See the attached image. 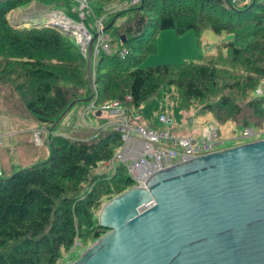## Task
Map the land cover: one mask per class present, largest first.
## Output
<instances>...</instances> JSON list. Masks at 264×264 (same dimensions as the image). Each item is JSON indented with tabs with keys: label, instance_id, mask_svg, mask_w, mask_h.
<instances>
[{
	"label": "trees",
	"instance_id": "trees-1",
	"mask_svg": "<svg viewBox=\"0 0 264 264\" xmlns=\"http://www.w3.org/2000/svg\"><path fill=\"white\" fill-rule=\"evenodd\" d=\"M61 1L70 7L76 0ZM87 1L90 12L98 13L90 17L92 25L106 7L124 0ZM30 2L0 0V80L15 79L16 89L31 92L26 107L40 122H47L88 87L86 57L72 35L40 23L28 25L36 16L26 17L22 23L8 20L11 9ZM140 4L106 19V25L112 23L106 32L120 45L108 54L101 52L96 61L93 85L97 106L120 98L149 119L157 108L155 96L167 86L178 88L190 103L212 95L219 83H226L220 82L223 75L231 76L237 70L242 79L230 83V89L245 86L255 90L259 85L264 75V0H253L243 8L232 0H142ZM128 13L133 16L128 21V17L122 19ZM124 20L128 22L125 25ZM247 22L262 28L245 47H237L233 41L222 42L228 50L226 57L216 53L181 63L140 66L146 55L156 51L159 30L173 29L181 35L210 28L219 34ZM91 31L95 32L94 28ZM122 36L126 37L124 42ZM122 48L127 50L124 56L120 55ZM128 95L131 100L125 101ZM247 103L256 117H264L262 97ZM207 107L217 119L222 110L232 120L242 111L238 101L229 96ZM248 124L252 123L244 120L238 128L256 126ZM121 144V133L115 129L88 140L56 135L47 159L0 177V264H54L61 249L71 247L77 239L89 235L98 239L103 228L96 224L97 204L104 194L119 192L133 182L126 166L117 163L111 179L97 176L91 180L90 189L82 188L89 180V170L112 159Z\"/></svg>",
	"mask_w": 264,
	"mask_h": 264
},
{
	"label": "water",
	"instance_id": "water-1",
	"mask_svg": "<svg viewBox=\"0 0 264 264\" xmlns=\"http://www.w3.org/2000/svg\"><path fill=\"white\" fill-rule=\"evenodd\" d=\"M97 225L107 231L70 264H264V138L156 171L104 203Z\"/></svg>",
	"mask_w": 264,
	"mask_h": 264
},
{
	"label": "rangeland",
	"instance_id": "rangeland-1",
	"mask_svg": "<svg viewBox=\"0 0 264 264\" xmlns=\"http://www.w3.org/2000/svg\"><path fill=\"white\" fill-rule=\"evenodd\" d=\"M252 1L253 0H237L235 6L238 5L243 8L245 5L251 4ZM88 2L89 1H87L86 7L83 10V17L81 16L82 12L78 10L76 1L75 3L72 2L70 7H67L61 0H32L29 4L16 6L11 9L7 14V18L13 23L17 19L21 20L22 23L26 17L28 18L33 15L36 16V20L28 23V25L33 23L43 24L49 21L47 13L49 11L52 13L56 11L58 16H68L69 14V16L72 15L76 17L71 19L75 21V23H83L84 29L88 32L90 31L92 36L97 33L96 27L99 22V27L101 28L99 32L104 30L102 41L107 44L110 51H112V49L117 48L120 44L116 41L112 42L113 37L110 36L109 32H106L105 28L112 24L109 23L106 25V19H109L110 14L137 6H130L125 3L121 4L123 1L112 3L105 8L101 16L94 19V23L91 25L92 19L90 17L98 13L92 11V14L90 12ZM139 6H141V4ZM88 13L89 17H87ZM132 16L133 14L128 13L124 15L122 19L128 17V19H126V21H128ZM127 23L128 22L124 23V25ZM92 28H94L95 32L91 31ZM261 28L262 26H257L254 22H247L238 25L231 32L223 31L219 34L213 32L210 28L202 29L199 34L190 30L181 35L176 34L173 29L159 30L155 36L156 51L146 55L142 59L140 66L162 63H181L192 58L216 53H220L222 56L226 57L228 56V50L222 45V42L233 41L235 46L245 47L251 41L252 35L261 30ZM95 41L96 39L94 43ZM109 41H111V43ZM94 53L95 48L94 52L92 49V77H94L96 61L100 56L99 54V56L95 57ZM83 55L86 57V54ZM225 62L229 65L231 64L229 60ZM232 67L235 69L243 68V66L239 67L237 65H232ZM240 79H242L240 70L233 72L231 76L229 73H226L220 80V82L226 83H219L218 86L215 87V90H212V95L206 96L203 100L192 101L190 103L183 98L178 88L167 86L155 96L157 108L154 109L151 118L148 119L144 117L142 113L136 111L128 103L124 104V107L127 109L124 113V117L132 124L142 125L148 129L162 130L176 136L198 135L204 125H215L219 132V139L221 141L219 147L221 148H228L239 143H246L251 140L264 138V133L244 137L242 136L241 128H238V125L241 123L243 124L244 120H248L253 125H256L252 127L257 131L259 128L263 127L262 121L264 119L262 116L256 117L250 104L248 105L247 103L251 99L258 98V96H254V88L242 86L230 89V83H235V81ZM14 80L11 79L7 81L5 78L0 80V177L6 178L14 172L43 162L50 155V142L52 137L56 135H62L70 139L88 140L107 129L116 130L117 128H114V126L121 125L123 121L122 115L114 114L110 110L100 109L101 105L108 104L111 100L96 107L94 85H90L87 76L88 87L85 86L79 91V98L74 99L69 108L67 106L55 119H50L47 122H40L35 114L26 107V103L30 99V96H32V93L28 91L21 92L16 89L15 85L17 81ZM223 96L232 97L242 106L241 114L238 116L236 115L234 120H232L230 115L227 117L223 110L219 111V119H217L211 111H208L207 105H214V103L219 101ZM116 100L121 101L123 99L118 98ZM92 103L96 105H94V108L90 109V104ZM212 109L214 110L215 108ZM161 113L168 115L171 122L163 123L159 121L158 118ZM116 164L117 163H115V165ZM120 164L125 165V163H119L118 165ZM115 165L111 167L106 164H99L97 167L91 168L89 170V180L85 182L82 190L87 191L90 189V182L94 177L103 176L107 179H111L117 172L118 165ZM132 186L133 185H130L119 192L114 190L110 192V194H104L101 201L94 209L96 220L99 210L104 203ZM102 231L105 233L107 230L102 229ZM96 240L97 238H94L92 235L77 239L71 247L61 249L60 256L54 264L72 263Z\"/></svg>",
	"mask_w": 264,
	"mask_h": 264
},
{
	"label": "built area",
	"instance_id": "built-area-1",
	"mask_svg": "<svg viewBox=\"0 0 264 264\" xmlns=\"http://www.w3.org/2000/svg\"><path fill=\"white\" fill-rule=\"evenodd\" d=\"M76 1L78 3V10L82 12L81 16L83 17V10L86 7L87 0ZM141 1L142 0H125L121 4L125 3L130 6H139ZM232 2L237 3V0H232ZM60 17L69 19L74 26H77V28L80 27L82 31L79 30L77 33L76 30H73L72 36L80 45L83 54H86V47L92 38L91 32L84 29L83 23H75V21L67 15ZM99 24V22L98 25L96 24L98 35L95 43L93 42L95 57L99 56L100 51L106 54L111 52L107 44L102 41L104 30L99 32L101 29ZM125 54H127V50L125 48L121 49L120 55L124 56ZM254 93L256 96L264 99V77L261 84L254 90ZM130 100L131 97L129 95L125 97V101ZM90 105L91 109L94 108L96 104L92 103ZM96 107L98 106L96 105ZM100 109L110 110L114 114L122 115L123 121L121 125L114 126V128L116 127L118 131L121 132L122 144L115 149L112 159H110L107 164L113 167L115 163H125L127 172L132 179L133 186H143L150 175L174 163L223 149L219 147L221 141L219 139L218 129L215 125H204L198 135L176 136L162 130L148 129L142 125L130 123L124 117V113L127 109L124 107V103L119 100H113L108 104H103L100 106ZM158 120L163 123L171 121L169 116L165 113H161ZM241 130L242 136L248 137L264 133V126L257 131L251 126L244 127Z\"/></svg>",
	"mask_w": 264,
	"mask_h": 264
},
{
	"label": "bare ground",
	"instance_id": "bare-ground-1",
	"mask_svg": "<svg viewBox=\"0 0 264 264\" xmlns=\"http://www.w3.org/2000/svg\"><path fill=\"white\" fill-rule=\"evenodd\" d=\"M54 14V17L52 18V21L53 22H56V23H58V24H61V25H63V26H65V27H73V23L69 20V19H66V18H64V17H60V16H58V14H55V13H53ZM71 23H70V22ZM78 30H80V31H82L81 29H80V27H78V29H76V32L78 33ZM171 120V119H170ZM171 122V121H170ZM110 161V160H109ZM108 161V162H109ZM108 162H106L105 164L106 165H108L107 163ZM108 166H110V165H108Z\"/></svg>",
	"mask_w": 264,
	"mask_h": 264
},
{
	"label": "crops",
	"instance_id": "crops-1",
	"mask_svg": "<svg viewBox=\"0 0 264 264\" xmlns=\"http://www.w3.org/2000/svg\"><path fill=\"white\" fill-rule=\"evenodd\" d=\"M90 110V109H89Z\"/></svg>",
	"mask_w": 264,
	"mask_h": 264
}]
</instances>
